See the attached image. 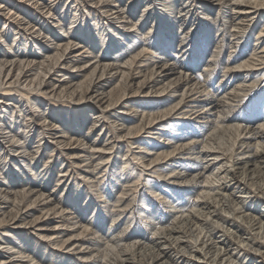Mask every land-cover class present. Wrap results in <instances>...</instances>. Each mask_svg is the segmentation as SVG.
I'll return each mask as SVG.
<instances>
[{
	"label": "rangeland",
	"instance_id": "1",
	"mask_svg": "<svg viewBox=\"0 0 264 264\" xmlns=\"http://www.w3.org/2000/svg\"><path fill=\"white\" fill-rule=\"evenodd\" d=\"M20 1H22L21 4H24L26 8L30 7L31 10H29L28 13H15L14 11H12L13 15L11 16L10 20L11 27L3 25V20H0V32H5L6 34H8V38L6 41L2 42L3 38H0V46L3 45L1 48L3 51L2 55H11L14 53L13 51L18 48L19 51L17 55L26 56L27 58H22L27 62H31L32 68H37L36 70H39V67L41 66L40 63H46L48 58L52 57V55L55 53L54 46L60 38L65 36L63 34L65 28H63L62 33L60 32L56 35V33L58 32V27L55 23L51 22L50 18H48L49 15L47 13H44L45 9L42 10L38 7H33L34 1L36 0H30L31 3L29 2V0ZM110 1L114 2L115 0ZM132 1L133 2L130 5H126V0H120V2L118 1L119 3H121V8L125 9L124 15L127 14L126 16L129 15L131 17V22L129 24L131 28H129L130 31L128 30L131 34L126 32V40H118L120 39V37H118L119 35L116 32L110 31L109 28H106L103 32V37L106 40L104 47L99 46V42L97 41V45L91 44L97 38V33L95 30V28L97 27L96 24L100 23L95 20L96 18L88 15L87 10L84 9L81 2L78 4V14L75 25L76 30L79 31V28L81 27L82 30L86 31L85 28L89 25L94 29L91 31V36L93 37L94 35L95 38H92V41H80L77 39L75 34L68 35L69 37L72 35L70 39L71 41H74L72 43L73 48L72 50H70L71 52L68 54V56H73V59L75 57H80L78 66L83 65L84 67L85 65H89L97 61L99 62V64L105 63L106 65L112 67L117 66L118 64L124 65V62L130 60V58L135 54L142 53L138 58H142L139 61L143 69H145L146 71H150L151 69L155 70L160 65L174 66L175 64L178 67V71L183 70L182 73H187V75L191 77L190 79L192 80V83L195 82L197 88H199L200 86L202 90L205 89L202 92V95H213L217 93L222 96L225 89L226 91H230L231 88H237L245 78L247 71L250 70L249 68L242 67L229 69L228 63L229 65H236L237 63L242 64L245 60L251 57L253 53V47L255 45L254 39L257 35L256 31L261 28L264 29L259 16L257 17L256 14L250 15L251 20L247 19L246 21L240 22L238 18L234 19L231 17V10L226 11L228 10V8L227 6H225L224 2H222L223 0H151V2H147L148 0ZM235 1L236 0H234L233 2ZM39 3L40 6L41 4L46 5V3H49V0H40ZM27 4H30V6H27ZM144 4H147L146 8L143 7ZM168 4L172 5H170V7H172V11L170 13L172 15V18L176 19V21H173L170 28L164 27L165 22L164 20H162L163 16L161 17L160 15L168 8ZM202 4L208 7V13H206L207 11L202 9ZM262 9H264V6L262 7ZM57 10L60 11V9L56 8L53 9L50 14H59ZM143 10L144 13L141 17L140 23H137V25H135L137 20L140 19V15L142 14ZM263 11L264 10H262V13ZM63 13L65 12H62L61 16H65L64 19L67 21L69 19V12H67L66 14ZM96 13L99 15L98 12ZM29 15H35L37 17V19H35L36 21L32 20L33 22H36V26L32 27V29L30 30L26 29L24 31L21 29V27L23 26H21L20 24L26 22L27 19L31 17ZM84 22L85 25H83ZM180 24H182L183 27L180 28ZM47 25L50 29H43V27ZM144 25H149L148 27L150 29L148 28L145 30ZM256 25L259 27H257ZM17 27L20 29L17 30ZM235 29H238L239 31H236ZM16 30L19 32H21L20 30H22L23 33L20 34H22L24 39L28 38V40H26V43L24 42L23 38L14 39ZM39 30L41 34L38 32L36 33V31ZM132 31L137 32L134 33ZM20 34L19 36H21ZM135 34L137 35L135 36ZM161 34H163V38H161ZM145 35L147 36L144 37ZM208 37H212V42L210 44H208L207 40H205ZM135 39L138 40L135 41ZM87 41L89 43H87ZM261 41L262 39L256 41L258 42L257 46L260 45ZM110 43L113 44L111 45ZM140 50L143 52H141ZM210 51L212 52V56L214 54L213 52L217 53V59L215 62L216 64L213 65L212 62L213 67L211 66L212 74L207 73V69L211 68L209 67L210 65L208 66V64H211V54L207 55V52ZM208 58L210 59V61ZM19 61L21 62L22 60ZM76 72H78L77 69H70V73L66 75V79L78 81L84 79L89 74V71H87L85 75L82 76L83 78L78 76V79L76 77ZM205 72L207 74H205ZM263 72L264 69L257 70L254 68L249 71L248 79L256 77V79L259 78L260 80L257 79L258 81L253 86H245L244 88L240 85L241 87L239 86L238 88H244L246 90L245 94L243 91H236L238 92L237 94L241 96H239L240 99H233L236 101L231 102L228 99L229 95H227L228 97L223 95L229 100H225L227 103H232L233 108H231V110L227 113L228 124L235 123L230 121L239 117L238 122L241 123L240 125H245V120H251L250 126L253 124L252 127L255 128L257 127V125L255 124L256 120H254V117H257L258 122H263V126L256 128L255 132L257 133V137H255L254 139L251 138L253 136H251V132L249 131L250 127H247V129L244 130L239 137L233 139L232 137L234 136L227 133L222 137V139L216 140V142H218L220 145L219 147L222 148L221 152L222 150L224 151L222 152L223 155L219 156L217 159H213L210 156H207L208 160L210 161L208 164L211 165L215 163V165L212 167L214 169H212V175L208 180L210 182V184L208 185L209 187L205 186V189L201 188V185H207L202 182V179H198L197 182L191 183L182 182L185 181L187 175L189 176V174L195 172L196 169H199L203 166L206 167V164L199 163L194 158V156L191 155L192 150L182 149V151L180 150L182 153L180 151L179 154L175 153L169 161H159L158 168H161L165 171H170L171 168L174 167L178 168L173 173L175 174L174 177L172 176L173 174L164 176L153 174L152 172H150L151 167H153L154 165L153 163L145 167L142 163H140L142 160L146 161L147 159L143 156L150 155L152 153L151 151L157 149L159 145L167 144V142H169L171 135H173V131H171L170 128L173 126H177V128L179 127V132L183 133V135H181L183 136L182 139L186 140V142H190V138L192 136H195L196 133H200L199 128L193 120H189L188 118L186 119V117L173 115L170 116L168 120L163 122L164 125L168 126V130H165L167 136H160V132H162L165 127H159L157 125L154 126L155 129L147 130L146 132H143V130H141L142 132H140L139 135L136 136V138H132L133 136L135 137L134 134H129V137L128 134H125L124 132H126L127 127L139 123L138 116L142 114V108L146 112L150 108L149 105L143 106V103H145L146 99L142 98L141 96L139 97V99H136L137 97H133L130 99V102H133V110L127 111L120 106H115L108 112L110 116L105 113L102 118L98 119V121H94L90 120V118L95 117V114H92L96 113V106H93L95 105L93 103L91 105L90 102H87L85 100H77L75 98H69L67 96H54V98H52V96L49 97V95L42 96L40 91L37 92L38 90L36 91L34 88L28 89L24 85L21 86L14 84L11 87H1L0 114L5 113L6 116H9V112H13V118H10L9 116L8 124L3 126L5 127V132L7 131V133L9 134L17 133L18 135L19 132L22 134L27 133L28 128L23 127V125H25V120H27L30 115L32 116L40 114L43 116V120L40 119L36 121L35 124L32 122V120H29L30 122L27 120V122L31 124V126H29L30 131L29 133H27L28 138L27 140L26 137H22L20 139V141H27V152H30L31 150V153L29 154L30 156L19 157L20 149H18L17 146H14L12 149H10L9 146L7 147L6 143L2 144L4 152L2 153V151L0 150V157L2 159H0V188H3V191H7L10 194L21 193L22 191L26 192L29 190L37 191L41 189L43 193L49 197V199L51 198L52 201L60 202V204H58L57 206L61 213L55 215L54 217L51 216V220L47 222L48 225H46L48 227L52 228L54 225H59L61 222L62 224H65L63 225L64 228L62 226L57 231L62 232L66 227H68V225H70L71 223L74 224L78 220V217L81 215L80 217L82 218V220L88 222L90 224L89 227H91L92 229H90L91 231L89 230V228L87 229V233L89 234L87 235V237L81 240L82 242L85 241L86 243L83 246L78 247V249H73V247H70L69 242H66L61 248H59V246L53 245L52 239L40 235L38 233V230L36 229V226H34V223H29V221H32L38 213L35 205L31 204L27 209L23 207L21 208V213L30 212L31 216L27 218V220H24L22 222L23 224H10V227L13 228L14 226V228L11 230V234L0 236V264H36L34 260H30V257L34 256H41L43 260H46L45 262H47V264H116L118 259H120L121 257H125L124 253H126V250L136 248L139 245L143 247L152 245V242L163 230L171 227L180 218L189 216L192 212L198 211V209L200 210V205L198 204L201 200H204L207 196L214 194V192H220L218 187H220V184L223 182V178L226 175V171H224L223 173L222 171L226 167L228 168L227 170H229V164H231L232 162L231 160H239L245 155L259 153L264 149ZM60 75V73H56L55 71H51L50 73H48V76H50V80L54 79L53 81H55L56 79L57 81L61 79L60 81H65L66 79ZM110 75H106L108 78V83L106 82V85H109V87L111 88V86H115L118 84L120 75L116 73L113 77H109ZM104 78L105 77H102V79ZM19 87H21L22 89ZM4 91H7L9 93L5 92L4 94ZM22 92H26V94H23ZM21 95L24 97H22ZM25 95L29 98H26ZM164 96L165 93L154 94V98L156 97L157 103H154L152 106H159L161 104V100L158 99H161ZM187 98H192L196 101H203L205 104L209 103L208 96L206 95L199 97V95L189 96L188 94ZM67 121L70 122V126H67L66 128ZM121 123L126 130L122 133L125 135L124 138L119 139L117 132L118 130L116 131V129L122 126L120 125ZM182 123L186 125L185 129H182ZM48 124L49 126L47 127ZM91 125H93V127H91ZM151 131L153 133H151ZM58 136L60 138H58ZM176 136L178 137L177 134ZM65 137L68 138L65 140ZM128 139H131V141H138V143H128ZM240 140H250L251 143H245V145L242 144ZM233 141H235V143L231 145ZM90 143H93V145L95 144L97 149L96 147L93 148L94 150L88 148V145ZM139 143H142V145H139ZM36 145H39L38 151L34 152L36 151L35 148H37ZM72 146L76 148L74 149L72 148ZM142 146L149 147V150L146 151L142 148ZM129 147L130 149H128ZM72 151L77 152L75 156H72V154H70V152ZM140 157L142 158L140 159ZM21 158L25 160L27 159L28 161L30 160L29 162L31 163L28 169L23 165ZM125 161L128 165L124 163ZM45 162L46 165H44ZM146 163H148V161H146ZM137 177H139L140 179H138ZM135 178L138 179V181ZM145 179L147 180V182ZM263 183L264 174L260 179H252L246 184H241L239 185V187H235V190L234 188L230 189L229 194L231 195L229 199H225V204L217 212L211 215V217L214 215L212 217V220L217 221L215 222L214 227L210 229L206 227V230L212 232V238L215 239L216 237L217 239H220L218 238V236H220L222 232L226 231V228H229L231 226L228 224L232 223L233 221H236L238 225L241 224L242 226H239L240 230L236 231V234L231 235L232 240L237 241L236 238H238L240 234L243 235V233L247 232V223L242 220V217L235 220L233 218L235 216L234 214H237V212H239L240 210L242 211L241 214L244 215V217L248 214V211L240 208L241 205L239 203L237 205L233 200H236L237 202L243 200L248 208L256 209L258 210V212L260 211L261 213H264ZM134 184H136V186H134ZM132 185L134 188L132 187ZM120 190L124 193L120 194ZM119 198L122 200H120V204L125 201L131 204H127L125 202V206L121 205L120 207H118L116 201ZM144 200L146 201L144 202ZM75 202H77V207L76 209H72L73 203ZM2 207V209L6 211L4 215L6 213V215H8V211H10V208L12 206H10V203H7ZM70 209L72 210V212L69 215L68 211ZM217 213H220V216L222 215V219L221 217L219 218V216H217ZM79 224L80 222L75 223V225L77 226ZM218 226L219 228H217ZM243 227H246V230ZM2 230L3 229L0 228V232H2ZM65 232L67 231L65 230ZM98 234H101L100 237H98ZM243 236L247 235L244 234ZM66 237L67 236H64V238ZM79 237L82 238V236ZM192 239H194V236H192ZM24 240H26L30 244L31 242H38V250L31 253L26 252L23 255L17 253L16 251H19L18 248L21 249V247H23ZM106 240L108 245H112L113 247L111 246V249H107L110 248L109 246H104V248L101 247V251L103 253H101L99 257L94 253L87 259L82 258L78 255L79 250H84L86 252L93 251L96 247L95 244L101 245V243L105 242ZM109 241L112 242L110 243ZM112 243L115 245H113ZM16 244L18 247L15 246ZM86 246H88L87 249H84ZM235 247V245L229 246V248L232 249L233 253H236L238 251V249H234ZM242 253L243 250L239 251L240 256L244 255H242ZM28 254L29 256H27ZM253 254L246 256V260L248 262L252 264H264V260L260 259L261 257H258V253L253 252ZM171 255H175V252L171 251ZM193 262L194 261H190V263Z\"/></svg>",
	"mask_w": 264,
	"mask_h": 264
},
{
	"label": "bare ground",
	"instance_id": "2",
	"mask_svg": "<svg viewBox=\"0 0 264 264\" xmlns=\"http://www.w3.org/2000/svg\"><path fill=\"white\" fill-rule=\"evenodd\" d=\"M39 1L40 0L34 1L33 7H38L42 10L45 9L44 13H47L49 15L48 18H50L51 22L55 23L56 26L58 27V32L56 33V35L60 32L62 33L63 28H65V31L63 32V34L65 36H63L62 38H60L56 42V45L54 46L55 53L52 55V57H49L48 60L45 58L47 60L46 63H40L41 66L39 67V70H36L37 68H32L31 62H29V61L27 62L22 58V57H26V56L17 55L18 51H19L18 48L17 49L15 48L16 50L13 51L15 54L13 53V54L8 55V56L2 55L3 51L1 48L3 45H1L0 46V88L1 87H11L12 85L17 84V85H21V86L24 85L28 89L34 88L36 91L38 90L37 92L40 91L42 96L49 95V97L52 96V98H54V96H57V97L58 96H67L69 98H75L77 100H85L87 102H90L91 105L93 103V104H95L93 106H96L95 107L96 113L92 114V115L95 114V117L90 118V120H94V121H98V119L102 118L105 113H107V115H109L108 112L110 111V109L114 108L115 106H118V107L120 106L123 109H126L127 111L133 110V108H134L133 102H130V99L133 97H137L136 99H139L140 96L142 98H145L146 100H145V103H143V106L149 105L150 108L148 109L147 112L144 111V109L142 108V114H140L138 116V122L139 123L136 125L127 127V130L124 128L123 124L121 123L120 125H122V126L119 127L118 129H116V131L118 130L117 132H118L119 139L124 138L125 135L122 133L125 130H126V132H124V133L128 134L129 137L131 134L132 135L134 134L135 137L133 136L132 138H136V136H138L139 133L142 132L141 130H143V132H146L147 130L155 129L154 126H157V125L159 127L160 126L165 127V129H163V131L160 132V136H162V137L167 136L165 133V130H168V128H167L168 126L164 125L163 122L168 120L170 116L177 115V116H181V117H186V119L188 118L189 120L191 119L196 123L197 127L199 128L200 133H196L195 136H192L190 138L191 139L190 142L189 141L186 142V140L182 139L183 136H181V135H183V133L179 132V127L177 128V126H173L170 128L171 131H173V133H172L173 135H171L169 142H167V144H162L159 146L157 145L158 148L155 150H152L151 151L152 153L150 155L143 156L144 158H147L146 161H148V163H146V161H144V160H142L140 163H142L144 165V167L153 163L154 165H153V167H151V171H150L153 174L160 175V176L170 175V174H173L174 171L178 168L174 167V168H171L170 171H165L161 168H158L159 167V161H161V160L169 161L170 158H172L175 153L179 154V151L180 150L182 151V149L192 150L191 155H193L194 158L199 163L206 164V167L203 166V167H200L199 169H196L195 172L190 173L189 176L188 175L186 176L185 181H182V180L181 181L191 183V182H197L198 179H202V182L207 184V185H201L202 189L203 188L205 189V186H208L210 184V182L208 180H209V177L212 175V169H214L212 167L215 165V163H213L211 165L208 164L210 161L208 160L207 156H210L213 159H217L219 156L223 155L222 152L224 150H222V152H221L222 148L219 147L220 146L219 143L216 142L217 139H222V137L227 133L232 134L234 136L232 138L234 139L236 137H239L243 133V131L247 129V127L248 128L250 127L249 131L251 132V136H253L251 138L254 139L255 137H257V133L255 132L256 128L263 126V122H258L257 117H254V115H253L254 120H256L255 121L256 123L255 122L254 123L257 125V127L254 128V127H252L253 124L250 126L251 120L250 121L245 120L244 121L245 125H240L241 123L238 122L239 117L237 119H233L232 121H230V122H235L236 124L235 123H232V124L229 123L228 124L227 113L232 108L231 102L236 101L233 99H237V98L240 99V97H241L240 95L237 94L238 92H236V91L237 90L243 91L245 94V92H246V90L244 89L245 86H253L258 81L257 79H259V78L256 79V77L248 79L249 71L252 70L253 68L257 69V70L258 69L259 70L264 69V67H262V66H264V29L263 28L256 31L257 35L254 39L255 45L253 44L254 45L253 53H252L250 58L245 60L242 64L236 62L237 63L236 65H232V64L229 65V63L227 62L229 69L230 68L236 69V68H242V67L243 68L247 67L250 69L247 71L245 78L244 79L242 78L243 80L239 84V86L241 85L242 87H244L243 89L245 91L242 88H238L239 86L237 88H231L230 91H226V89H225L223 92V95H225V96L229 95V97L228 96L227 97L231 101L228 103L225 101L227 99V97H224L223 95L221 96L217 93H215L213 95L212 94H208V95L203 94V95L208 96V102L209 103L205 104L203 101H196L192 98H187L188 94H189V96L190 95H199V97L203 96L202 92L205 89L203 88L204 90H202L200 88V86H199V88H197L195 82L192 83V80L190 79L191 77H189L187 75V73H185V74L182 73L183 70L178 71V67L175 64H174V66L160 65L155 70L151 69L150 71H148V70L146 71L145 69H143L141 67L142 65L139 61L142 58H140V59L138 58L142 54L141 52H143L141 50H140L141 54H135L133 57L130 58V60L124 62V65L118 64L117 66H113V67L106 65L105 63L99 64L98 61L94 62L92 64L86 63L89 65H85L84 67H83V65L78 66V62L80 61V57H75L73 59L72 58L73 56H71V55L68 56V54L71 52L70 50H72V48H73L72 43L74 42V41H71L70 38L72 35L69 37L68 36L69 34H75L77 39L80 41L81 40H91L92 41V38H94V35H93V37L91 36V31L94 29L91 28L89 25L85 28L86 31L82 30L81 27L79 28V31L76 30L75 25H76V18H77V14H78L77 9H78V4L80 2L83 4L84 9L87 10L88 15L93 17V18H96L95 20H97V22L100 23V24H96L97 27L95 28L96 33H97L96 34L97 40L94 38L95 40L91 44L97 45V43H96V41H97V42H99V46L104 47L106 40L103 37L104 36L103 32L106 28H109L110 31L116 32L119 35L118 37H120V39H118V40H121V39L126 40V38H125V36L127 35L126 32L129 33V31H130L129 28H131V26L129 25L131 22V19H130L131 17L129 15L126 16L127 14L124 15L125 9L121 8V3H119L120 0H115L114 2L110 1V0H49L48 4L47 3H46V5L41 4V6H40ZM62 1H63V3H62ZM126 1H127L126 5H130L133 2L132 0H126ZM214 1H220V0H214ZM233 1L234 0H223L222 1V2H224L225 6H227V8H228V10H226V11L231 10V17L232 18H234V19L238 18L241 22V21H246L247 19L251 20L250 15L256 14L257 17L258 16L260 17L262 26H264V11L262 13V10H264V9H262V7L264 6V0H246V1L245 0L244 1H242V0L237 1L236 0L235 2H233ZM21 2L22 1H20V0H0V16H1L0 20H3V25L11 27V21L10 20H11V16L13 15L12 11H14L15 13L16 12L17 13L18 12L28 13L29 10H31L30 7L26 8V6H24V4H21ZM29 2H30V0H29ZM147 2H151V0H148ZM171 4H168V8L165 11H163L162 14H160L161 17L163 16L162 20H164V22H165L164 27H166V28L167 27L170 28L173 21H176L175 18H172V15L170 13L172 11V7H170ZM146 5L147 4H144L143 7L146 8ZM27 6H30V4H27ZM180 6H181V4H180ZM56 8L60 9V11L57 10L59 12V14H56V13H55V15L50 14L53 11V9H56ZM72 8H74V9H72ZM202 9H204L205 11H207L206 13H208V7L207 6L203 5ZM180 11H179V13H180ZM62 12H65L63 14H66L67 12H69V17H68L69 19L67 21L64 19L65 16L64 17L61 16ZM96 12H98L99 15ZM143 13H144V10L142 11V14L140 15V19L137 20L136 24L134 23L135 25H137V23H140L141 17L143 16ZM29 16H31V15H29ZM31 17H34V18H31ZM31 17L29 19H27L26 22H23L20 24L21 26H23V27H21L22 30H24V31L26 29L30 30V29H32V27L36 26V22H35L36 20L35 19H37V17L35 15H32ZM61 17H63V18H61ZM90 19H92V18H90ZM32 20H35V21L33 22ZM45 22H47V21H45ZM181 23H182V21H181ZM66 25H67V29H66ZM83 25H85V22L83 23ZM98 25H100V26H98ZM135 25H134V27H135ZM144 26H145L144 27L145 30L149 28L148 27L149 25H144ZM246 26H247V23H246ZM3 27H5V26H3ZM45 27H43V29H50L48 27V25ZM141 27H143V26H141ZM179 27L180 28L183 27L182 24H180ZM234 27H235V25H234ZM257 27H259V26H257ZM18 29H20V28L17 27V30ZM17 30L15 33L14 39L15 38H17V39L23 38L22 34H20V33H23L22 30H20L21 32H19ZM235 30L239 31L238 29H235ZM37 32L40 33V30L36 31V33ZM132 32H134V31H132ZM136 32H134V33H136ZM147 33H149V32H147ZM180 33H181V31H180ZM19 34L22 37L19 36ZM129 34H131V33H129ZM145 34H146V32H145ZM136 35L137 34H135V36ZM146 36L147 35H145L144 37H146ZM160 36H161V38H163V34H161ZM128 37H129V35H128ZM0 38H3L2 42H4L7 40L8 34H6L5 32H0ZM260 39H262V41L260 42V45L257 46L258 42H256V41L260 40ZM26 40H28V38L24 39L25 43H26ZM137 40L138 39H135V41H137ZM205 40H207L208 44H210L212 42V37L211 38L208 37ZM236 41H238V40H236ZM181 42H182V40H181ZM87 43H89V42L87 41ZM110 44L112 45L113 43H110ZM14 46H17V45H14ZM157 48H158V46H157ZM9 49H11V48H9ZM150 50H149V52H150ZM166 51H168V50H166ZM28 52H32V51H28ZM213 53L214 54L212 56L211 51L207 52V55L211 54V61L208 58L209 61L211 62V64H208V66L210 65L209 67L212 66V62H213V65L216 64L215 62L217 59V53L216 52H213ZM153 54H154V52H153ZM18 59L22 60V61L20 62ZM111 63H114V62H111ZM146 63H143V64H146ZM224 63H226V62H224ZM212 67L207 69V73L212 74L211 73ZM72 68L77 69V71H78V72H76L77 78H78V76L79 77L84 76L87 71H89V74L84 79L78 80V81H72L71 79H66V75H68V73H70V69H72ZM146 68H147V66H146ZM51 71H55L56 73L57 72L60 73L61 74L60 76H63L66 80L65 81H60L61 79L57 80V81H56V79H55V81H53L54 79L50 80V76H48V73H50ZM111 73H113V74H111ZM116 73L120 75V79L118 80L119 82L117 85L111 86V88H110L109 85H106V82L108 81V78L106 75L111 74L109 77H113ZM196 73H198V72H196ZM207 73L205 72V74H207ZM263 74H264V72H263ZM253 75H254V73H253ZM72 76H74V75H72ZM102 77H105V78L102 79ZM68 78H69V76H68ZM19 88H21V87H19ZM247 88H249V87H247ZM6 90H7V88H6ZM5 92L9 93L7 91H4L3 93L5 94ZM156 93H165V96L161 99H158V100H161V104L159 103L160 104L159 106L153 107L152 105L154 103L155 104L157 103L156 97L154 98V94H156ZM23 94H26V92ZM22 97H24V96H22ZM26 98H29V97L26 96ZM3 110H4V108H3ZM29 110H31V109H29ZM19 111H20V109H19ZM12 113H13L12 111L9 112L10 118H13ZM136 114H137V112H136ZM9 116H6L5 113L0 114V150L2 151V153L4 152L2 144L6 143L7 147L9 146L10 149H12L14 146H17L18 149H20V152H19L20 156L19 157L30 156L29 154L31 153V150H30V152H27V148H28L27 141H20V139L22 137H26V140H27V138H28L27 133H29V131H30L29 126H31V124L28 123L27 120L28 121L32 120V122L35 124V122L42 119L43 116L40 114H36V115H32V116L30 115V117H28V119L25 120V125H23V127L28 128L27 133L22 134L19 132V135L17 133L16 134H9V133H7V131L6 132L4 131L5 127H3V126L8 124V117ZM48 122H50V121H48ZM51 123H52V121H51ZM183 123H185V122H183ZM183 123L181 126H182V129H185L186 125ZM49 124L47 125V127L49 126ZM93 124H95V123H93ZM67 126L68 127L70 126L69 121L66 122V128H67ZM91 127H93V125H91ZM109 130H110V128H109ZM151 133H153V132L151 131ZM176 134L178 135V137L176 136ZM38 136H39V134H38ZM58 138H60V137L58 136ZM67 138L65 137L64 139L66 140ZM55 139H56V137H55ZM21 142H22V144H21ZM136 142L138 143V141H135V140L131 141V139L130 140L128 139V143H134L135 144ZM240 142L242 144H245V143L250 144L251 143L250 140H243V141L240 140ZM234 143H235V141H233L231 145H233ZM19 144H21V145H19ZM139 145H142V143H139ZM36 146H37V148H35L36 151H34V149H33L34 152L38 151L39 145H36ZM64 146H66V145H64ZM124 146H126V145H124ZM146 146H142V148L147 151V150H149V147H146ZM95 147L96 146H95V144L93 145V143H90L88 145V148H91V149H93ZM72 148H74V147L72 146ZM96 149H97V147H96ZM128 149H130V147ZM76 153H77L76 151L70 152V154H72V156L73 155L75 156ZM67 154H68V152H67ZM145 154H146V152H145ZM135 156H136V154H135ZM93 157H94V155H93ZM103 157H104V155H103ZM141 158L142 157H140V159ZM0 159H1V157H0ZM21 159H22L21 161L23 162V165L28 169L30 167V163H31V162H29L30 160L28 161L27 159L26 160L23 158H21ZM133 159H136V158H133ZM140 159H137V160H140ZM226 161H228V160H226ZM231 161H232L231 164H229L230 165L229 170H227L228 168L226 167L222 171V173L224 171H226V175L224 178L222 177L223 182L220 184V187H218L220 192H217V193L214 192V194L207 196L206 198L203 197L205 199L201 200L198 204V205H200V210L198 209V211L192 212L189 216H186L184 218H180L171 227L163 230L155 238V240L152 242V245H149V246L147 245L144 247L139 245L136 248L126 250V253H124L125 257L124 258L121 257L120 259H118L116 264H252L246 260V256L252 255L253 252L258 253L257 254L258 257L259 258L261 257L260 259L264 260V213H261L260 211L258 212V210H256V209L248 208L245 205V203L243 202V200H241L239 202H237L236 200H233V201L236 202L237 205L239 203L241 205L240 208L247 210L248 214L244 217V215L241 214L242 211L240 210L239 212H237V214H234L235 216L233 219L235 220V219L242 217V220H244L247 223V232L243 233V235L246 234L247 236H243L242 234H240V236L238 238H236L237 241H234L231 239L232 238L231 235L236 234L237 233L236 231L240 230L239 226L241 224L238 225L236 221H233L232 223L228 224V225H231L230 226L231 229H230V227L226 228V231L222 232V234L220 236H218V238H220V239H217L216 237H215V239L212 238V232L210 231L211 232L210 233L208 230H206V227H208L210 229V228L214 227L215 222H217V221L212 220V217L214 215L212 217H211V215L214 214L215 212H217L225 204V202H226L225 199H229V197L231 195V194H229L230 189L234 188V190H235V187H239V185H241V184L242 185L246 184L248 181H250L252 179H254V180L260 179L262 177V175L264 174V149L261 150L259 153H253L251 155H245V156L241 157L239 160H231ZM124 163L126 165H128L126 163V161ZM124 163H123V165H124ZM32 165H33V163H32ZM44 165H46V162L44 163ZM138 174H140V173H138ZM172 176L174 177L175 174H173ZM139 177H137V178L140 179ZM138 179H136V180L138 181ZM211 180H212V178H211ZM146 182H147V180H146ZM126 183H128V182H126ZM131 183H133V182H131ZM30 184H31V182H30ZM255 185H256V182H255ZM134 186H136V184H134ZM127 187H129V186H127ZM132 187H133V185H132ZM2 189L3 188H0V228L3 230H2V232H0V236L11 234V232H12L11 230L14 228V226L12 228V227H10L11 226L10 224L20 225L24 220H27V218H29L31 216V213L30 212L21 213V208L24 207L25 209H27L29 205L33 204V205H35V208L37 209L38 213L36 212L37 213L36 217L33 218L32 221H29V223L30 222L34 223V226H36V229L38 230V233L40 235H42L43 237H48V238L52 239L53 245L59 246V248H61L66 242H69L70 247H73V249H78V247L83 246L86 243L85 241L82 242L81 240L84 239L85 237H87V235L89 234V233H87V229L89 228V230H90L92 228L89 227L90 224L88 222L82 220V218L80 217L81 215L78 217V220L76 221L78 223L80 222V224L77 226V225H75L76 222L74 224L71 223L70 225H68V227L65 228V230L67 232H65V230H63L62 232L57 231L60 227L65 225V224H62L61 222L59 225L58 224L54 225L52 228L46 226V225H48L47 222H49L51 220V216L54 217L55 215L61 213V211L59 210V208L57 206L58 204H60V202L52 201L51 198L49 199V197L47 195H45L41 189H39V190L36 189L37 191L29 190L26 192L22 191L21 193H12V194L8 193L7 191H3ZM126 190H128V189H126ZM123 191H124V187H123ZM212 191H213V189H212ZM217 191H218V189H217ZM121 192L122 191L120 190V194L124 193V192H122V193ZM126 193H127V191H126ZM116 197H118V196H116ZM238 199H239V197H238ZM120 200L121 199L119 198L116 201L118 207H120L121 205L123 206L124 203L126 202L125 201V202H122V204H120ZM145 201L146 200H144V202ZM7 203H10V206H12V207L10 208V211H8L9 212L8 215H6L7 213L4 215V213L6 211H4L2 209L3 208L2 206L7 204ZM129 204H131V203H129ZM130 206H132V205H130ZM5 207H7V206H5ZM76 207H77V202L73 203L72 209H74V208L76 209ZM1 210H3V211H1ZM71 212H72V210L70 209L68 211L69 215ZM65 216H66V213H65ZM217 216H219V218L221 217V219H222V215L220 216V213L219 214L217 213ZM63 228H64V226H63ZM217 228H219V226ZM95 232H98V231H95ZM194 233H195V235H194ZM100 235L101 234H98V237H100ZM64 236H67V237L64 238ZM79 236H82V238H80ZM192 236H194V239H192ZM260 239L263 241H261ZM23 242H24L23 247H21V249L18 248L19 251L17 250L16 251L17 253H20L23 255L26 252H29V253L36 252L38 250L37 248H39V246L37 244L38 242H31V244L29 242H27L26 240H24ZM109 242L111 243L112 241H109ZM225 242H226V245H225ZM95 245H96V247L94 248L93 251H89V252L87 251L86 252L84 250H79L78 255L82 258L87 259V258L91 257L92 254L94 253L96 256L99 257L100 254L103 253L101 251V249H102L101 247L104 248V246H106V247L109 246L107 243V240L105 242H102L101 245H97V244H95ZM113 245H115V244H113ZM230 245H235L236 247L234 249H238V251L236 253H233L232 249L229 248ZM15 246L18 247L17 244ZM111 246H109L110 248H107V249H111ZM87 247L88 246H86L84 249H87ZM11 249H13V248H11ZM121 249H123V248H121ZM242 250H243L242 255L243 254L244 255L240 256L239 251H242ZM171 251L175 252V255L172 256ZM27 256H29V254ZM34 257H30V260L31 261L34 260L36 264H47V262H45L46 260H43L41 258V256H38V257L34 256ZM5 258H7V257H5ZM115 261H116V259H115ZM190 261H194V262L190 263ZM7 264H11V263H7Z\"/></svg>",
	"mask_w": 264,
	"mask_h": 264
}]
</instances>
